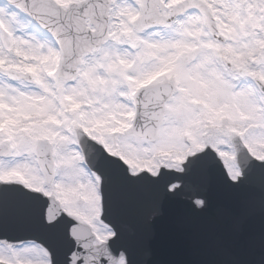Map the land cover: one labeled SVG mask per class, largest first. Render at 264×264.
Instances as JSON below:
<instances>
[{"label":"snow or ice","instance_id":"1","mask_svg":"<svg viewBox=\"0 0 264 264\" xmlns=\"http://www.w3.org/2000/svg\"><path fill=\"white\" fill-rule=\"evenodd\" d=\"M210 176L264 216V0H0V264H146L126 194Z\"/></svg>","mask_w":264,"mask_h":264},{"label":"water","instance_id":"2","mask_svg":"<svg viewBox=\"0 0 264 264\" xmlns=\"http://www.w3.org/2000/svg\"><path fill=\"white\" fill-rule=\"evenodd\" d=\"M208 211L193 215L187 197L155 202L148 189L126 194L119 222L146 264H206L219 259L258 262L264 216L246 206L258 189L230 193L210 176ZM156 207V211H153Z\"/></svg>","mask_w":264,"mask_h":264}]
</instances>
